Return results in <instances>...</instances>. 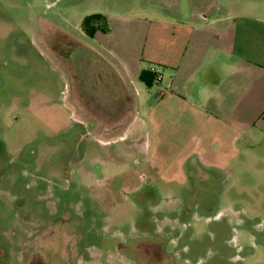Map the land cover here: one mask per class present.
<instances>
[{
    "label": "rangeland",
    "instance_id": "374dc122",
    "mask_svg": "<svg viewBox=\"0 0 264 264\" xmlns=\"http://www.w3.org/2000/svg\"><path fill=\"white\" fill-rule=\"evenodd\" d=\"M94 14L105 31L89 38ZM226 14L264 30V0H0V264H264V114L242 117L233 145L205 115L227 143H196V129L187 149L176 117L158 120L160 79L205 18ZM126 79L136 124L108 130ZM236 204L253 221L239 234L216 223Z\"/></svg>",
    "mask_w": 264,
    "mask_h": 264
},
{
    "label": "crops",
    "instance_id": "0c3cea01",
    "mask_svg": "<svg viewBox=\"0 0 264 264\" xmlns=\"http://www.w3.org/2000/svg\"><path fill=\"white\" fill-rule=\"evenodd\" d=\"M204 20L206 23L199 25L191 36V46L185 47L177 61L170 64L171 76H162L158 83L162 91L157 103L158 120H163V114L176 117L178 127L173 130L174 139L180 148L185 149L190 148L189 142L194 140L192 132L196 129L201 130V139L195 140L196 143H208L212 139L207 145L242 142L246 128L242 117L259 118L264 114V98L256 99L261 86L264 87V79L252 77L257 70H264V30L255 28L249 18L239 15L226 14L214 21ZM218 23L223 27L213 28ZM246 71L250 74L248 92L244 90L246 84L242 79ZM120 89L125 108L123 118L112 119L108 130L119 127L132 130L137 121L133 115L136 104L130 82L122 80ZM205 115L221 118L217 121L223 129L230 131L229 140L221 135L208 137L209 131L205 130L208 126H203ZM249 124L254 131H259L255 120L247 126Z\"/></svg>",
    "mask_w": 264,
    "mask_h": 264
},
{
    "label": "flooded vegetation",
    "instance_id": "af4514ba",
    "mask_svg": "<svg viewBox=\"0 0 264 264\" xmlns=\"http://www.w3.org/2000/svg\"><path fill=\"white\" fill-rule=\"evenodd\" d=\"M217 196V194H215L214 195V197H216ZM218 198V197H217ZM216 202H217V200H216ZM206 206H203V208H205ZM202 207L200 208V211L201 210H203V211H205L206 210V213L207 214H212V213H218L219 211H218V209H217V207L215 208L214 206H208L207 205V207L205 208V209H203ZM234 209L235 210H233V208H232V206H231V208H230V210H229V216L227 217V219H225V222L226 223H224L222 220H220L219 222H216L217 224H228V230H229V232L231 233V232H233L234 231V228H236V230H237V233L239 234L240 232H242V230H243V227H244V224H246V222L248 223H250V222H253L251 219L250 220H246V218H245V212L241 209V205H239V204H236V206L234 207ZM198 210V208H197V206L195 207V209H194V212L193 213H197L196 211ZM223 214V213H222ZM222 216H226L225 214H223ZM229 217H233V218H235V221H236V223L234 222V223H231V222H229L230 220H229ZM231 221H233V220H231ZM207 239H209V240H213V237H208ZM207 245H208V242H207ZM239 251V250H238ZM231 254V253H230ZM160 255H162L160 252H157L156 253V256L158 257V258H160L161 256ZM145 261H148V259L147 258H145Z\"/></svg>",
    "mask_w": 264,
    "mask_h": 264
},
{
    "label": "trees",
    "instance_id": "16d2710c",
    "mask_svg": "<svg viewBox=\"0 0 264 264\" xmlns=\"http://www.w3.org/2000/svg\"><path fill=\"white\" fill-rule=\"evenodd\" d=\"M105 20V17L100 14L87 16L82 21V30L87 37L93 38L97 31H105L104 27H99V24H104ZM155 78V74L149 71H142L139 75L140 81L148 88L153 85Z\"/></svg>",
    "mask_w": 264,
    "mask_h": 264
},
{
    "label": "built area",
    "instance_id": "2783aa9c",
    "mask_svg": "<svg viewBox=\"0 0 264 264\" xmlns=\"http://www.w3.org/2000/svg\"><path fill=\"white\" fill-rule=\"evenodd\" d=\"M157 81H159V78H157Z\"/></svg>",
    "mask_w": 264,
    "mask_h": 264
}]
</instances>
